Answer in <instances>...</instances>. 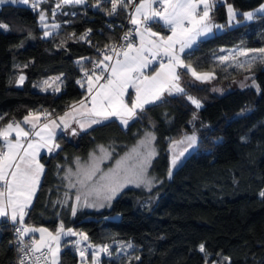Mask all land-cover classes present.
Returning a JSON list of instances; mask_svg holds the SVG:
<instances>
[{"label": "trees", "instance_id": "trees-1", "mask_svg": "<svg viewBox=\"0 0 264 264\" xmlns=\"http://www.w3.org/2000/svg\"><path fill=\"white\" fill-rule=\"evenodd\" d=\"M56 1L28 0L27 4L6 2L0 6V25L4 22L7 26L0 27V127L31 111L58 114L85 96L86 77L82 73L89 69L96 47L111 42L118 33V28L108 26L104 4H65L76 13L53 16ZM263 2L216 1L211 12L216 21L228 24L229 4L240 11L241 21L201 38L184 53L185 60L198 70H211L218 81L229 82L241 74V68L221 63L216 53L235 45L264 46V14L258 13L251 21L242 15ZM40 6L48 8L49 18L57 20L59 28L41 25ZM152 24L167 30L160 22ZM45 30L52 35L45 37ZM85 32L87 37L81 39ZM20 70L25 79L17 85L15 76ZM249 71L257 86L246 84L219 91L209 81L188 82L185 88L200 100V108L186 97H166V102L146 105L126 126L113 117L83 130L76 139L60 135L59 148L40 156L44 171L24 220L51 230L61 224L74 227L90 241L107 245L111 253L102 252L99 264H211L220 259L228 264H264V196L260 195L264 192V61L258 57ZM51 75L61 76L58 92L37 85ZM145 128L155 135L157 151L149 170L160 179L158 184L149 191L128 186L109 207L96 212L77 211L73 215L71 204L56 202L63 168L74 158L87 156L97 144L109 145L115 154L120 153ZM188 131L198 133L197 145L191 157L169 176L170 143ZM115 210L131 214V218L111 217ZM10 239L11 231L2 220L0 264H14ZM83 244L87 243L76 248L65 243L60 264H80ZM201 244L205 246L203 253ZM122 245L132 247L126 254L116 255Z\"/></svg>", "mask_w": 264, "mask_h": 264}, {"label": "snow or ice", "instance_id": "snow-or-ice-1", "mask_svg": "<svg viewBox=\"0 0 264 264\" xmlns=\"http://www.w3.org/2000/svg\"><path fill=\"white\" fill-rule=\"evenodd\" d=\"M4 2H6V0H0V3ZM11 2L27 4L28 0H11ZM85 2L86 0H59L56 4V8L53 9V16H55L56 10L62 5H80ZM100 2L101 0H96L95 6L98 7ZM110 2L111 10L108 14L112 15L117 12L118 8L128 7L130 0H110ZM157 2L162 5V10L153 8V5ZM36 6V4L33 5V7ZM213 7V0H142L139 5H136L135 15L131 17V23L137 26L136 31L141 36V44L139 47H136L131 42L128 43L126 50L123 52L124 59H118L116 63L111 66L105 63V61L112 59V57L107 55L98 63H95L94 69L103 66L101 75H95V71L93 70L92 76H95V80L92 79L88 71H85V76L88 78V91L92 94L93 89H95V93L91 95V108H87L88 122L87 124L81 123V129L90 127L93 124H100L113 117L120 119L126 126L130 120L137 117L139 112L144 111L146 105L166 102V97H186L196 108H200L202 106L200 100L188 94L186 88L183 86L182 77L184 75H190L192 80L203 83L214 79L215 74L212 71H199L191 62H186L182 54L185 53V50H191L193 45H195L201 37H207L211 34L213 29H222L225 27L224 25L213 23L210 15ZM257 13L264 14V4H261L255 12H244L242 15L245 20L251 21L255 18ZM238 14L239 13L232 5L229 4V25L234 22H240L236 19ZM39 18L43 27L47 29L49 25L45 23L47 17L43 11L40 13ZM157 19L171 27L172 35L167 38L160 37L159 41L150 40L148 42L150 47H147L144 43V33L140 31V25H146L149 21ZM0 27L6 28L7 26L0 25ZM52 27L59 28L60 26L53 24ZM144 32H147L149 36H158L157 33L151 32L147 27L144 28ZM50 35H52L51 32L47 30L44 31L45 37ZM87 35L88 32H85L81 39H85ZM129 35H131V33H126L125 39H127ZM177 46L179 47L177 48ZM152 48L158 51L162 50L163 55L168 59V63H161L159 71L151 77H144V79L141 80L140 77L143 75L141 70L148 67L149 64V61L144 56V52L145 50L151 51ZM249 52L260 54V59L264 61V48L242 51L239 55L248 57ZM133 53H135V55H133ZM117 55H119V53H117ZM157 58V52H153V59ZM218 59L221 63H224L228 61L230 57L221 56ZM232 59H234V57H232ZM256 59V55L251 56V59L247 61L249 67H251ZM237 66L243 68L244 64L237 62ZM109 67L111 68L110 75L104 77L103 72L108 70ZM24 79L25 77L21 75L17 83L22 84ZM55 79L59 80V77ZM101 79H104L105 82L100 83ZM245 79H247V77H245ZM48 84L49 82L45 81V85ZM241 86L243 87L245 85L242 84ZM129 88L135 89L134 99L131 98V94L128 93ZM44 90H47V88ZM54 90L57 92L60 91L58 87ZM126 94L129 96L130 103L125 100ZM81 107H86L83 101L81 102ZM68 115L69 113H65V117ZM39 119V115L29 113L28 116L24 117V123H31L35 129V121ZM60 120L63 123V127L67 129L69 125L64 117H61ZM51 124L52 127L45 124L41 127L40 131H36L35 135L39 137V140L36 142L29 140L27 148L24 147L21 141L27 139L29 133L21 128L19 123H15V126L13 123H9L5 128L0 129V138H3L5 141L3 149H0V218H9L12 222L23 225L24 217L27 214L26 210L32 203V197L36 192L40 175L43 172V165L39 163L37 156L42 148H47L49 152H53L55 149L59 148V145L54 142L55 129L59 127V125H57L55 121H52ZM71 131L73 135L76 134V129H72ZM13 132L16 133L15 142L10 139ZM152 139H155V137L149 134L148 140L142 141V144L150 143ZM176 144L185 145V147H183L181 151L173 153L171 159L172 167H176L181 161V158L189 152V149H193L196 146L197 137L193 133L179 142L174 141L173 146ZM21 151H23V155H21ZM154 155V151L148 152L144 164L146 165ZM145 171L146 169L142 165L141 175L138 177L141 183L144 182L142 177ZM69 173H71V170H69ZM94 174V172L84 173L83 179H80L79 183L85 185L87 181L92 179ZM171 174L170 169L169 176H171ZM127 182L132 183L134 181L128 180ZM123 186L124 185L120 184L118 181H114L103 189H92L85 194L84 205L90 207L95 206L87 203L88 195H91L93 192L99 194L101 190L106 191L109 194L105 196V199L111 200ZM137 186H139V184ZM70 187L75 188L76 185L70 184ZM260 195L264 196V192H261ZM80 200L81 196L78 194L76 196L77 204H79ZM75 213L76 206H73L72 214L75 215ZM16 231L20 236H24L29 232H40L41 239L39 241H34L30 250L33 254L40 252L41 256L36 257V260H40L42 257L45 259L49 258L43 252V249L47 248L48 253H50L52 264H57L61 234L63 233L68 236L77 235L72 229H68L65 232L63 224L60 225L55 235L45 228L19 227ZM45 233H47L50 241L56 242L57 246L55 248L45 239ZM79 235L84 240L88 239L86 234L79 233ZM76 243H79V241ZM128 247L132 246L128 245ZM199 250L202 253L205 252L204 244L199 245ZM99 252L108 253V246L104 245L100 247ZM80 256L82 258L85 256L84 250H80ZM136 259H139V257H136ZM21 264H23V260H21ZM93 264H98L97 254L93 255Z\"/></svg>", "mask_w": 264, "mask_h": 264}, {"label": "rangeland", "instance_id": "rangeland-1", "mask_svg": "<svg viewBox=\"0 0 264 264\" xmlns=\"http://www.w3.org/2000/svg\"><path fill=\"white\" fill-rule=\"evenodd\" d=\"M35 1H42V0H35ZM6 2H11V0H6ZM4 2V3H6ZM3 3H0V6ZM44 12L47 19L45 21L46 24L49 26H52L53 24H58L57 20L50 19L49 18V12L47 7L40 6L39 8V17L40 13ZM40 19V18H39ZM1 25H6V23L2 22ZM42 25V24H41ZM43 26V25H42ZM264 48H247L245 46H234V47H222L219 49V51L216 53V58L218 59L221 56H229L230 59L228 61H225L224 63L228 67H237V62L243 63L244 67L242 69L241 74H237L232 77V79L229 82L226 81H218L215 79L209 80V83L213 86V88H216L219 91H223L226 88L233 87V86H241L243 85H255L257 86V81L253 78L252 72L249 71V69L252 67H249L247 61L251 59L252 55H256L257 58L260 57V54L249 52V56L245 57L242 55H239L242 51H249V50H256ZM234 57V59H232ZM219 60V59H218ZM220 61V60H219ZM199 71H211V70H199ZM245 71V72H244ZM21 75H25L23 71H18L16 74V80L15 84H18L17 81ZM25 77V76H24ZM59 77L58 75L53 76L52 78H42L38 81L37 85L39 87H43L44 89L47 88H59L61 90V83L62 79L59 77V80H56L55 78ZM247 77V79H245ZM45 81H48L49 84L45 85ZM195 82V81H192ZM199 82V81H197ZM208 82V81H207ZM201 83V82H199ZM50 85V86H49ZM195 134L197 137L196 131H188L184 132L179 137L173 139L170 143L169 150H170V157L173 156L174 152H179L185 147V145L176 144L173 146V142H179L183 140L186 136ZM149 134L155 137L153 131L149 128H145L143 133L136 139L134 143L127 146L125 150H123L120 153L115 154L113 147L105 144H97L90 153L85 157H76L74 160L70 163H68L62 171L61 174V187L59 189L60 193L58 194V197L56 199V202L61 200L64 205L71 204V207L76 206V212L77 211H84V212H96L102 210L104 207H109L112 204L113 199L126 187L128 186H134V187H140L143 189H146L149 191L151 188H153L156 184L159 183L160 179L157 177V175L154 172H151L149 170L152 158L155 156H152L150 161L145 165V157L147 156L148 152L154 151L156 154L157 148L154 143V139L150 141V143L142 144V141L148 140ZM198 141V140H197ZM207 157V155H206ZM39 163L42 164V162L39 160ZM43 165V164H42ZM144 166L146 171L143 174V183L140 182L141 175V166ZM23 167V165H22ZM171 165V170H172ZM69 170H71V173H69ZM43 171H44V165H43ZM91 173L94 172L95 174L92 176V179L87 181L85 185H81L79 183L80 179H83L84 173ZM42 174L40 175L39 184L42 179ZM128 180H132L134 182L128 183ZM114 181H118L120 184H123L124 186L120 188V190L111 198V200L105 199V196L108 195L106 191L101 190L99 194H96V192H93L91 195H88L87 197V203L89 205H95V206H86L84 205V196L86 193H88L92 189H103L106 186L110 185ZM39 184L36 188L39 187ZM70 184H75L76 187H70ZM139 184V186H137ZM35 192V194H36ZM32 197V201L35 197ZM81 196V200L79 204H77L76 196ZM102 205V206H101ZM111 217L114 218H131V214H124L122 211L115 210L111 215ZM46 227V226H43ZM68 229H72L74 232L77 233V235L72 237V240H74L73 244L76 248H78L79 245H81L82 242L87 243L93 250V253L97 254V259L99 258L100 254L102 252H99V248L104 246L105 244L102 243H94L89 240H84L79 234L77 229L74 227H64V230L67 231ZM85 234V233H83ZM79 241V243H76ZM54 248V246H53ZM129 250L128 245H122L119 247L118 251L115 252L116 255L126 254ZM50 256V255H49ZM209 256V254H207ZM82 257L80 256V260ZM93 261V259H92ZM211 264H228V262H223V259L220 260H213Z\"/></svg>", "mask_w": 264, "mask_h": 264}, {"label": "crops", "instance_id": "crops-1", "mask_svg": "<svg viewBox=\"0 0 264 264\" xmlns=\"http://www.w3.org/2000/svg\"><path fill=\"white\" fill-rule=\"evenodd\" d=\"M216 1H219V0H213L214 3H215ZM141 2H142V0H139L138 3H137V5H139ZM262 4H264V2H263ZM260 5H261V4H260ZM260 5L254 7V8H251V9L245 10V11H243L242 13H244V12H250V11H251V12H255V10L258 9ZM153 8H155V9H157V10H162V6H161V9H158V7H157V3H155V4L153 5ZM236 11H237V10H236ZM211 12H212V10H211ZM211 12H210V15H211V17H212V21H213V23H215V24H217V25H224L223 23L216 21V20L213 18ZM237 12L240 13V11H237ZM257 14H258V13H257ZM257 14H256V16H257ZM256 16H255V17H256ZM236 19H237L238 21H241V20L238 18V15H237ZM244 20H245V19H244ZM155 21L160 22V23H161V24H162L167 30H166L165 32H163V31L159 30L158 28L154 27L152 23L155 22ZM234 24H236V23L234 22V23L231 24V25H234ZM228 25H229V24L224 25L225 27H223L222 29H225ZM231 25H229V26H231ZM145 27L149 28V29L151 30V32H153V33H157L158 36H149L147 32H144V28H145ZM222 29H213V32H212V33L216 32V31H220V30H222ZM140 31L144 33V43H145V45H146L147 47H150V45H149V43H148L150 40H156V41H159V38H160V37L167 38L168 36L172 35L171 27L168 26V25H165L164 22L161 21V20H159V19H157V20H153V21H149L146 25H140ZM212 33H211V34H212ZM209 35H210V34H209ZM201 38H204V37H201ZM201 38H200V39H201ZM200 39H199V40H200ZM199 40H198V41H199ZM198 41H197V42H198ZM140 44H141V36H140V34H138L137 44H136L135 46H136V47H139ZM196 44H197V43H196ZM196 44H195V45H196ZM195 45H193V47H194ZM235 46H236V45H235ZM178 47H179V46H177V48H178ZM232 47H234V46H232ZM124 50H126V48L123 49L122 52L120 53V55L112 61L111 65H112V64H115L116 61H117L118 59H119V60H123V59H124V56H123V52H124ZM187 51H188V50H185V52H187ZM153 52H157V55H158V58H157V59H153ZM133 55H135V53H133ZM182 55H183V58H184V54H182ZM144 56H145V57L147 58V60L149 61V64H148V67L143 68V69L141 70L142 73H143V75L140 77L141 80H143L144 77H151V76L154 75L157 71H159V70H160V64H161V63H164V64H167V63H168V59H167L166 56L163 55L162 50H159V51H158V50L155 49V48H152L151 51L145 50V52H144ZM184 59H185V58H184ZM185 61H186V60H185ZM186 62H187V61H186ZM111 65H110V66H111ZM110 71H111V68H110ZM180 71H183V70H180ZM89 75L92 76V73H90ZM95 75H97V74H95ZM109 75H110V72H109ZM109 75H108V76H109ZM53 76H56V75H51V76H48V77H45V78H52ZM58 76L61 77L60 75H58ZM92 79L95 80V76H92ZM182 81H183V86L186 87V84H187L188 82H192V81H194V80H192V78L190 77V75H184V76L182 77ZM104 82H105V80H104V79H101L100 83H104ZM84 83H85V88H86V95L83 96L82 98H80V99H78V100L72 102L71 104H69V105H68V106H67L62 112H60V113H58V114H49L46 110H37V111H31V112H29V113H32L33 115H39V116H40V119H39L38 121H35V123H36V127H35V129L33 128V126H32L31 123H24V117H25V116H28L29 113L25 114L23 117H21V118H19V119H10V120L6 121V122L4 123L3 128H5L6 125L9 124V123H13L14 126H15V123H19V124H20V127L23 128L26 132L29 133L28 138H27V139H23V140L21 141V142L23 143V145H24L25 148H27V144H28V141H29V140H31V141H33V142H36L37 140H39V137H37V136L35 135V132H36V131H40L41 127H42L43 125H45V124H48L49 127H52V124H51L52 121H55V123H56L57 125H59V127H57V128L55 129L54 142H55L56 144L60 145V142H59V136H60V135H64V136H66V137H68V138H71V139H76V138L78 137V135H79L83 130H86V129L92 127L93 125H95V124H93V125H91L90 127H85V128H83V129H81V127H80V124H81V123H85V124H87V122H88L87 108H91V95L95 93V89H93V93H92V94L89 93V91H88V78H87V77L85 78ZM61 84H62V83H61ZM55 88H56V87H55ZM128 93L131 94V98H133V99L135 98V89H134V88H129V89H128ZM125 100H126V102H129V103H130L129 96H128L127 94L125 95ZM82 101L84 102V105H85L86 107H83V108L81 107V102H82ZM65 113H69V115L65 117ZM61 117H64L65 121L68 123L69 127H68L67 129H65V128L63 127V123H62V121L60 120ZM120 121H121V120H120ZM72 129H76V134H75V135L72 134V131H71ZM198 138H199V136H198V133H197V140H198ZM1 139H2V142H3V146H4L5 141L3 140V138H1ZM10 139H11L13 142H15V140H16V133H15V132H13V133L11 134ZM196 145H197V144H196ZM195 147H196V146H195ZM195 147H194L193 149H189V152H187V153L185 154V156L181 158V161L177 164L176 167H173V168H172V171H175L176 169H178L179 167H181V166L184 164V162H185L189 157H191V155H192L193 150L195 149ZM5 150H6V149H5ZM55 150H56V149H55ZM55 150H54V151H55ZM54 151H53V152H54ZM44 152H48V153H49V151H48L47 148H42V149L40 150V152H39V155L37 156V159H38V160L41 161L40 156H41L42 153H44ZM21 155H23V151H21ZM171 159H172V157H171ZM41 162H42V161H41ZM42 164H43V163H42ZM33 200H34V199H33ZM32 202H33V201H32ZM31 204H32V203H31ZM31 204H30V205H31ZM30 205H29V206H30ZM27 210H28V209H27ZM27 210H26V212H27ZM25 216H26V215H25ZM24 219H25V217H24ZM29 228H36V229H39V228H45V229H48V231L51 232L53 235H55L56 232H57V230L59 229V228H58L57 230H51V229H49L48 227L36 226V225H30ZM65 232H66V231H65ZM33 233H34L35 236H36V241H39V240L41 239V233H40V232H33ZM44 236H45V239L48 240L49 243H51L52 247L54 246V248H55V247L57 246L55 241H50V240H49V238H48V236H47V233H45ZM71 237H73V236H68V235H65V234H63V233L61 234V236H60V240H59V249H60V250H59V253H58L57 264H60V251H61L62 247L64 246V244L67 243L68 245H74V244H73L74 240H72ZM82 243H85V242H82ZM94 254H95V253H94ZM49 255H50V253H49ZM49 258H50V256H49ZM50 261H51V259H50ZM51 264H52V261H51ZM80 264H83V263L81 262V260H80Z\"/></svg>", "mask_w": 264, "mask_h": 264}, {"label": "built area", "instance_id": "built-area-1", "mask_svg": "<svg viewBox=\"0 0 264 264\" xmlns=\"http://www.w3.org/2000/svg\"><path fill=\"white\" fill-rule=\"evenodd\" d=\"M138 1L139 0H130L128 7L118 8L116 13L109 15L108 13L111 10L110 0H101L100 5L104 4L105 14L109 17L107 21L108 26L112 29L118 28V33L111 42L96 47V55L91 60L89 69L85 71L91 73L94 70L95 74L101 75V70L103 66L94 69L95 63H98L100 60L104 58V56L107 55L112 57L111 60L105 61V63H107L110 66L112 61L120 55L122 50L127 48L128 43L131 42L133 45L137 44V39H138V33L136 31L137 26L131 23V17L135 15V6L137 5ZM58 2L59 0L55 2L54 9L56 8V4ZM95 5H96V0H87V2H85L82 6L97 7ZM161 6L162 5L159 2H157L158 9H161ZM70 13L75 14L76 10L71 9L66 5H62L59 9L56 10L55 14H62L65 16ZM68 21H69L68 19L64 20V22L66 23ZM126 33H131V35H129L127 39H125ZM117 53H119V55H117ZM85 71L82 73L83 77H86ZM109 72H110V67L108 70L103 72V76L107 77L109 75ZM0 129H3V127H0ZM2 220L6 221V224L11 231L10 245L12 246L14 251V264H21V260H23V264H51L50 258L45 259L42 257L40 260H36V257L41 256V253L36 252L35 254H33V252L30 250L32 248L33 242L36 241V236L33 232H29L24 236H20L17 233L16 229L19 227H30V224L26 220H24L23 225L19 223H14L9 218H0V223ZM80 250L85 251V256L82 258L84 264H93L90 247L87 244H83ZM43 252L45 253L46 256L49 257L47 248L43 249ZM110 253L111 251L109 249V252L104 254L109 255ZM97 261L99 264L100 263L99 258L97 259Z\"/></svg>", "mask_w": 264, "mask_h": 264}]
</instances>
